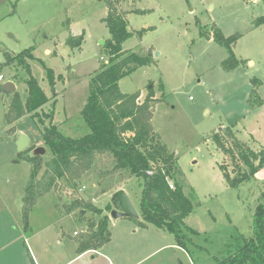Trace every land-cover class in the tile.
Returning a JSON list of instances; mask_svg holds the SVG:
<instances>
[{"label": "rangeland", "instance_id": "obj_1", "mask_svg": "<svg viewBox=\"0 0 264 264\" xmlns=\"http://www.w3.org/2000/svg\"><path fill=\"white\" fill-rule=\"evenodd\" d=\"M116 6L126 15L132 33L122 50L152 56L150 65L121 79L119 89L139 93L140 101L152 91L153 130L175 157L176 180L171 183L177 181L194 206L184 220L197 232L190 235V256L177 247H164L173 242L169 234L155 228L143 232L130 219L111 220L110 242L101 251L77 256L73 233H82L90 218L99 221L102 214L110 218L105 211L68 214L73 202L90 201L105 210L115 188L123 187L138 211L136 179L100 178L101 172L111 169L106 156L97 158L77 186L63 182L40 198L25 221L22 209L31 155L36 148L45 149L39 178L50 153L37 119L27 115L11 126L6 123L12 93L1 92L0 264H214L215 258L227 257L252 236L253 212L264 196V168L238 188L230 187L219 169L225 167L233 178L232 160L215 148L212 138L222 137L232 146V132L255 152L264 147V28L253 26L264 16V0H118ZM106 14V0H0V64L6 55L11 58L33 49L31 73L50 99L43 112L53 109V124L72 139L89 133L80 113L90 78L106 61L102 51L110 38L102 22ZM217 30L224 37H238L233 52L243 64L229 72L221 67L228 57L226 49L204 37L206 32L213 37ZM80 36V47H68V38L76 42ZM65 46L68 49L61 50ZM46 68L53 71V86ZM0 75V86L13 83L24 102L27 73L14 63ZM254 78L262 83L258 93L263 106L257 109L248 104ZM19 135L29 142L21 153L16 145ZM148 234L157 240L148 239Z\"/></svg>", "mask_w": 264, "mask_h": 264}, {"label": "trees", "instance_id": "obj_2", "mask_svg": "<svg viewBox=\"0 0 264 264\" xmlns=\"http://www.w3.org/2000/svg\"><path fill=\"white\" fill-rule=\"evenodd\" d=\"M117 1L106 0L107 14L102 20L110 35L102 47L106 61L102 62L91 76L89 96L80 113L89 130L86 136L79 139L63 136L58 126L53 124V109L48 113L43 112L50 99L31 73L28 61L34 60L32 48L11 58L6 55V61L0 64L1 71L4 67L17 63L28 75L24 81L26 99L23 102L17 92L12 93L5 113L6 123L11 126L27 115L37 119L43 126L42 142L50 153L39 178L42 162L37 157L30 159L32 168L25 187L22 211L26 221L36 202L57 189L62 179L68 187L77 186L82 177L95 166L97 158L106 156L111 159V169L99 174L102 180L118 175L123 182L133 178L137 181L140 218L130 220L140 229L151 226L169 234L174 245L190 256V248L193 247L190 235H197V232L187 227L184 220L194 211V206L191 199L184 195L183 188L177 181L173 185L174 189L169 188L168 182L176 180L175 157L168 152L153 130L151 121L155 100L152 91L140 101L139 93L124 94L119 89L121 79L140 67L150 65L152 56L151 53L140 55L122 50V44L132 37V33L128 29L126 15L117 10ZM253 26L264 28V16L257 17ZM144 31L138 32V35ZM212 38L227 51L228 57L221 63L224 71H232L243 64L233 52L238 40L236 35L224 37L217 30ZM81 39L80 36L75 42L73 37L68 38V47H80ZM46 73L49 84L53 86V71L46 68ZM251 85L248 104L251 109H257L263 106V100L258 93L262 83L254 78ZM53 106L54 103L52 108ZM229 136L234 140L232 146H228L225 139L219 136H214L212 142L220 153L231 158L235 176L231 178L225 167L221 166L219 170L230 187L238 188L264 168V147L255 152L240 143L232 132ZM240 164L244 166V171ZM75 210L101 215L103 211L109 213L111 207L102 210L90 201H75L67 209V213ZM108 223L106 214H102L99 221L88 219L86 230L73 236L76 254L97 251L109 243L111 235ZM214 264H264V196L253 212L251 238L244 240L243 244L227 257L215 258Z\"/></svg>", "mask_w": 264, "mask_h": 264}, {"label": "water", "instance_id": "obj_3", "mask_svg": "<svg viewBox=\"0 0 264 264\" xmlns=\"http://www.w3.org/2000/svg\"><path fill=\"white\" fill-rule=\"evenodd\" d=\"M204 37L207 41L212 39V35L209 32L204 33ZM64 49H68L67 46L61 48V50ZM0 90L5 95H9L15 92V85L11 82H6L0 86ZM28 144V139L23 135H19V138L16 143L18 153L23 152L28 147ZM44 153V148H36L34 149L31 158L37 157L40 160ZM63 182L64 180L62 179L61 183ZM110 207L111 211L109 212V218L111 220L139 219L137 211L133 207L131 201L129 200V197L127 196L124 190H118L111 196ZM80 215L83 216L84 211H80Z\"/></svg>", "mask_w": 264, "mask_h": 264}, {"label": "crops", "instance_id": "obj_4", "mask_svg": "<svg viewBox=\"0 0 264 264\" xmlns=\"http://www.w3.org/2000/svg\"><path fill=\"white\" fill-rule=\"evenodd\" d=\"M118 190H125V189H124L123 187H117V188H115L114 193H115L116 191H118ZM125 193H126V192H125ZM137 213H138V211H137ZM138 215H139V213H138ZM139 218H140V216H139ZM110 221H111V219L109 220V222H110ZM137 228H138V227H137ZM152 228H153V227L150 226V227H148V228H146V229H140V228H138V229L141 230V231H143V232H144V231L148 232V231L152 230ZM85 230H86V226H85V228L82 230V232L85 231ZM158 231H159V230H158ZM74 233H76V232H74ZM74 233H73V235H74ZM162 233H164V232H162ZM76 234H77V233H76ZM164 234H165V233H164ZM147 238H148V239H151V240H154V239L157 240V237H156V236H152V235H150V234L147 235ZM172 241H173V240H172ZM107 244H108V243H107ZM107 244H105L104 246H106ZM104 246H103V247H104ZM169 246H170V247H171V246H172V247H177V246L174 245V242H172V243H170L169 245H166V246H164V247H169ZM75 247H76V245H75ZM103 247H101V248H100L99 250H97V251H101ZM177 248H179V247H177ZM179 249H181V248H179ZM181 250H182V249H181ZM97 251H90V252H97ZM75 252H76V248H75ZM184 252H185V251H184ZM77 256H80V255H77Z\"/></svg>", "mask_w": 264, "mask_h": 264}, {"label": "built area", "instance_id": "obj_5", "mask_svg": "<svg viewBox=\"0 0 264 264\" xmlns=\"http://www.w3.org/2000/svg\"><path fill=\"white\" fill-rule=\"evenodd\" d=\"M2 81H3V77L0 75V82H2ZM168 185H169L170 189H174V186H173V184L170 181L168 182ZM74 235H76V233H74Z\"/></svg>", "mask_w": 264, "mask_h": 264}]
</instances>
